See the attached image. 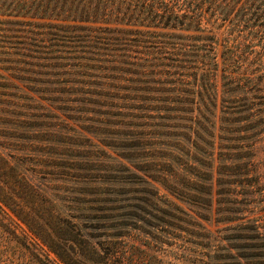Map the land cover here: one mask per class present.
I'll return each mask as SVG.
<instances>
[{
  "label": "rangeland",
  "instance_id": "rangeland-1",
  "mask_svg": "<svg viewBox=\"0 0 264 264\" xmlns=\"http://www.w3.org/2000/svg\"><path fill=\"white\" fill-rule=\"evenodd\" d=\"M157 14V22L149 27L146 21L128 23L136 26H131L135 33L127 39L147 42L148 48L143 49L146 52L163 51L165 46L177 48L178 53H186L180 56L183 61L179 64L198 69H193L195 75H190L194 73L190 69L182 70L190 76H154L158 82L149 83L148 88L163 89L167 86L162 83L163 78H168L173 81L167 86L170 89L185 90L195 84L203 99H207L205 90L210 89V77L203 72L212 67L213 54L204 46L213 41L218 61V94L244 111L241 121L232 124L242 132L230 135L238 140L228 141L227 145L242 142L240 146L250 147L247 156L227 160L195 151L200 161L197 162L182 155V162L195 167L199 177L195 176L193 168L174 163L170 156L171 144L178 141L190 148L188 142L155 133L195 131L201 139L193 135L189 138L194 137L196 144L209 151L207 143H214V138L206 131L215 125L199 115V110L207 116L208 112L197 96L194 97L199 110L193 108L197 123L169 122L149 116L184 114L157 110L162 107L160 103H153L152 109L136 110L90 102L99 97L92 93L113 95L119 91L117 87H135L127 79L140 78L83 70L36 78L38 75L22 72L25 67L21 63L6 62L0 56V264H64L58 256L59 248L53 243L51 249L48 247L50 241L76 258L72 252L80 250L67 224L74 225L80 238L91 243L107 239L129 242L131 250L142 251L156 264H202L209 262L206 255L213 258L209 264H264V257L257 256L264 254V249L244 248L262 241L242 239L249 232L255 233L247 228L254 227V221L264 236V25L250 37L248 30L234 27L228 20L223 22L218 15L205 16L199 26L188 20L179 26L166 20L167 11ZM165 20L168 26H164ZM13 22L0 17V45L29 41L14 38L23 37L28 27ZM47 38L44 39L48 41ZM223 66L226 73L222 72ZM33 79L50 81L47 88L60 92L44 97L57 102L45 107L31 104L32 100L22 106L10 104L13 97L8 94L14 91L10 86L23 88L24 95L31 99L41 95L36 89L39 84H30ZM18 92L15 89L16 97H23ZM188 125L191 130L182 128ZM231 161L241 166L231 178L240 182L235 186L228 184L230 178L225 172L217 173L219 166ZM165 165L175 169L177 179L161 170L167 168ZM226 219L235 221L227 223ZM67 238L71 241H65ZM245 254L252 258L242 259ZM147 263L143 259L136 262Z\"/></svg>",
  "mask_w": 264,
  "mask_h": 264
},
{
  "label": "trees",
  "instance_id": "trees-1",
  "mask_svg": "<svg viewBox=\"0 0 264 264\" xmlns=\"http://www.w3.org/2000/svg\"><path fill=\"white\" fill-rule=\"evenodd\" d=\"M160 10L169 13L166 20L173 22V24H179V26L185 24L186 20L191 23H196L199 26L205 16L213 14L221 17L223 22L228 20L234 27L242 26L245 30H248L250 37L258 34L260 28L264 27V0H0V17L11 18L14 24L22 23L28 27L25 29V35L23 37L14 36V38L29 40L27 43L18 41L4 42L5 44L0 45V56L5 57L8 60L6 62L16 61V63H21L20 65L25 67V69H22L25 71L22 72L33 74L34 76L38 75L36 78L59 75V73L52 74L53 72L63 71L68 74V71L75 72L76 70L110 74L111 76L124 75L129 78H140L138 80L127 79L135 87H125L124 89L121 87L122 90H120V87H117L119 91L113 95L108 93H92V95L99 97L90 102L103 107L136 110L152 109L151 106H153V103H160L162 107H155L159 108L157 110L168 113L182 112L184 114V117L173 113L169 115L149 116L151 118L158 117L169 122L182 120L187 124L197 123V115L193 113V108L199 110V107H197V99L194 97L197 96L205 112H208L207 116L199 110V115L208 123L215 125L212 126L211 131H206V134L212 140L214 138V143H207L210 148L209 151H205L206 149L202 148L200 144H196L194 137L193 140L189 138V136L191 137L193 135L201 139L200 135H197L198 133L195 131H192L191 134H180L176 133L177 131H172V133L156 132L155 134L163 137H177L184 139V141L186 140L188 142L186 144H189L190 148L188 145H183L176 141L169 147L170 152L173 154L170 156L173 158L174 163L185 168H193L195 176H198L199 174L193 165L181 161L180 158H182V155L191 157L193 160H197V162L200 161L196 159L195 151L206 152L207 155L212 156L216 154L217 157H223L227 160H237V158L247 156L245 153L248 152L247 150L250 147L240 146L242 142L239 145L236 143V146L233 143V145H227L228 141L234 142L238 140L232 139L229 136L241 134L242 131L240 129H234V125L232 124L241 121V114L244 111L235 107L233 101H228L218 94L216 80L218 61L215 53V43L213 41L204 46L208 47V50L213 54L212 67L203 72L204 75L210 77L208 78L210 80L208 83L210 89L205 90L206 93L208 92V94H205L207 99H203L200 92L197 91L198 86L193 83V88L179 90L177 87L176 89L173 87V89H170L167 86H171L170 83L173 81L168 78H163L165 81L162 83L167 84L163 89L153 90L148 88L149 83L158 82L153 80L154 76L164 75L176 77L184 74L189 75V73H184L185 71L182 70L190 69L191 72H194L193 69H198L197 67L179 64V61L182 60L180 56H185L186 53H178L177 48L170 47L168 49L165 46L161 49L163 51L155 53L146 52L143 49L148 48L147 42L139 43L136 42L137 40L127 39V37L133 36L135 33L131 26H136L129 25L128 23L136 20H140V22L146 21V27H149L148 25L150 23L155 24L157 22V12ZM166 20L164 26H168ZM86 32L91 34H85ZM46 37H48V41L44 39ZM123 37H126V39H123ZM70 60H79L78 62L80 63H70ZM16 65L19 66V64ZM10 69L15 70L16 68ZM222 72L226 73L224 66L222 67ZM195 73H191L190 75H195ZM227 73L229 72L227 71ZM7 78L2 77L3 80H7ZM146 78H149L151 81L142 80ZM48 83L50 81H42L40 79L30 81V84L35 86L39 84L36 89L41 95L36 93L38 95L37 99H31V97L24 95L23 88L10 86L14 89L12 93L8 94L13 97L10 100L12 101L10 104L22 106L24 103L26 104L29 100H32L31 104L35 102L39 104V107H41V104L43 107L46 105L52 106L57 101L44 96H51L54 93L59 94L60 91L47 88ZM92 84L99 85L96 83ZM185 84L188 85L189 83ZM228 84L232 83L229 81ZM111 86L115 88V86ZM15 89L19 91L18 93H23V97H16L15 94L17 93L14 94ZM224 91L226 92L227 90ZM177 92L183 93L184 95H176L174 97L172 94ZM153 94L158 97H151ZM219 97L220 102L218 103ZM175 105L178 106L175 107ZM217 111L221 115H218ZM131 117H134V115H131ZM138 118L142 119L146 117L139 116ZM160 125L158 126L172 129L177 128L176 126H168L166 124ZM188 126L182 128L191 130V126ZM239 152L244 153L239 155ZM243 154L245 155L243 156ZM242 165L245 167V163H242ZM165 166L167 168L163 167L161 170L177 179L179 174L175 172V169H172L170 165ZM206 166L208 165L206 164ZM222 166L217 168V173L221 175V172H225L230 178L228 179V184L235 186L236 183H240L231 179L241 168L238 163L231 161ZM161 180L164 181L162 177ZM195 190H197L196 187ZM173 193L176 194L175 191ZM151 195L158 196L157 193H151ZM5 198L10 197L6 195ZM15 210L19 213L17 206H15ZM227 211L233 213V210ZM226 220L227 223H233L235 221V219ZM27 222L29 225L32 224L28 219ZM67 226L74 234L71 236L74 238V242L80 250L72 252V254L74 253L76 255V258L67 255L69 253L65 252L56 242L50 241L48 243L50 249L52 248V243L59 248V251L57 250L59 252L58 256L64 264H136L138 259L140 261L143 259V261L146 263L149 262V264H156L152 259H149V256L142 255V251L137 249L131 250V247L128 245L129 242L117 243V241L107 239L91 243L80 238L79 233L76 231L77 228L74 225L67 224ZM247 228L249 231H255V233L248 231L249 234L242 239L247 241L260 239L262 242L244 248L264 249V236L257 231V221H254V227L250 226ZM57 237L60 238V236ZM65 241H71V239L67 238ZM206 256L209 262L202 264H209L213 259L208 255ZM257 256L264 257V254ZM241 258L250 260L252 257L245 254ZM246 264L253 263L247 261Z\"/></svg>",
  "mask_w": 264,
  "mask_h": 264
}]
</instances>
